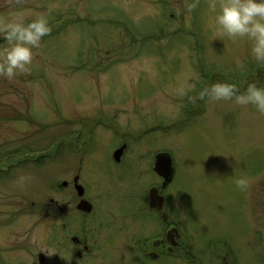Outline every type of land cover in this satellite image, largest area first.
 <instances>
[{
  "label": "rangeland",
  "instance_id": "obj_1",
  "mask_svg": "<svg viewBox=\"0 0 264 264\" xmlns=\"http://www.w3.org/2000/svg\"><path fill=\"white\" fill-rule=\"evenodd\" d=\"M7 1L0 0V19L18 12H9L12 5L23 9L25 20L47 15L52 31L77 14L101 26H71L53 35L34 50L27 72L0 77V162L9 166L0 172V264H33L40 251L51 264H69L66 257L72 264H224L223 256L232 264H264V114L251 105L192 103L178 94L185 82L195 83L196 92L217 81L238 80L241 91L264 86V75L254 83L253 77L242 79L264 74V66L251 57L249 41L219 34L218 8L211 7L218 0ZM128 29L156 39L142 44ZM6 46L0 38V55ZM84 49L111 66L99 73L77 68L94 61ZM132 53L137 56L112 62ZM210 68L225 79L208 83ZM91 128V155L64 146ZM132 136L136 140L116 162L112 152ZM57 145L60 151L47 167L44 161L10 165L24 150L46 153ZM160 151H169L176 167L165 188L154 170ZM76 176L94 204L85 217L91 231L83 233ZM241 176L249 180L245 191L235 184ZM154 184L165 198L159 210L147 204ZM50 199L55 202L47 205ZM170 223L178 247L165 257L171 252ZM73 234L87 237L94 253L83 250L75 257ZM151 252H162L164 259L147 260Z\"/></svg>",
  "mask_w": 264,
  "mask_h": 264
},
{
  "label": "clouds",
  "instance_id": "obj_2",
  "mask_svg": "<svg viewBox=\"0 0 264 264\" xmlns=\"http://www.w3.org/2000/svg\"><path fill=\"white\" fill-rule=\"evenodd\" d=\"M189 10L193 5H188ZM216 12V24L219 34L232 39H246L250 42V55L264 66V0H218L211 5ZM12 18L0 19V38L7 45L0 55V77L12 80L17 75L29 70L34 59V50L39 49L52 27L47 15L40 14L26 21L23 11L12 13ZM197 85L185 82L178 89L180 96H187L189 101H230L239 106H254L264 114V86L249 84L241 91L236 84L217 81L196 92ZM195 92V95L189 93ZM26 177H19L23 184ZM236 187L247 190L249 180L241 176L235 180Z\"/></svg>",
  "mask_w": 264,
  "mask_h": 264
},
{
  "label": "bare ground",
  "instance_id": "obj_3",
  "mask_svg": "<svg viewBox=\"0 0 264 264\" xmlns=\"http://www.w3.org/2000/svg\"><path fill=\"white\" fill-rule=\"evenodd\" d=\"M128 31H129V33H131V34H133L134 35V37L137 39V41H139L140 43H142V44H145V42L146 41H148V42H150V41H152V36L150 37V36H141L140 34H137V33H133V32H131V30H129L128 29ZM146 35V34H145ZM83 51H87V50H83ZM87 53H89L90 55H93V52H91L90 53V51L88 50L87 51ZM121 62H123L122 60H119L118 61V63H121ZM117 64V63H116ZM110 66V65H109ZM107 68H108V66H107ZM31 152L30 151H28V150H24L23 151V155H25V156H31ZM24 164H26V163H24ZM1 187V186H0ZM33 202H35L36 203V201L35 200H33ZM51 202H55L54 201V199H50L48 202H47V205H50L51 204ZM35 207H36V205H35Z\"/></svg>",
  "mask_w": 264,
  "mask_h": 264
},
{
  "label": "flooded vegetation",
  "instance_id": "obj_4",
  "mask_svg": "<svg viewBox=\"0 0 264 264\" xmlns=\"http://www.w3.org/2000/svg\"><path fill=\"white\" fill-rule=\"evenodd\" d=\"M83 229L84 230H87V231H90V229L87 228V226L85 225V223H83L82 233H83ZM92 233H93V231L92 232H88L89 235H91ZM78 243L79 244H77V245L81 246V248L84 251H92V247L90 246L89 239L87 237L83 236L82 239H81V241L79 240ZM82 249H79L80 250V253H81L80 255L83 254Z\"/></svg>",
  "mask_w": 264,
  "mask_h": 264
},
{
  "label": "water",
  "instance_id": "obj_5",
  "mask_svg": "<svg viewBox=\"0 0 264 264\" xmlns=\"http://www.w3.org/2000/svg\"><path fill=\"white\" fill-rule=\"evenodd\" d=\"M121 153V151H119V152H117V156H119V154ZM165 159L166 158H162V159H160V161L158 162V168H157V170H159L162 174H164L166 177H167V180H170V171L167 169V168H163V166H161V162H165ZM168 161H170L169 159H168ZM80 187V186H79ZM83 193V191H82V189H81V191H80V194H82Z\"/></svg>",
  "mask_w": 264,
  "mask_h": 264
}]
</instances>
